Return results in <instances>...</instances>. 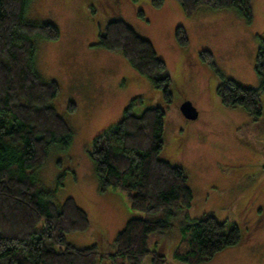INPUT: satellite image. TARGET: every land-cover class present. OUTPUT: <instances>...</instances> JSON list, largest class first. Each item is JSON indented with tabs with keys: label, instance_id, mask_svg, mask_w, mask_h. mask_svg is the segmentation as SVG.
Returning a JSON list of instances; mask_svg holds the SVG:
<instances>
[{
	"label": "rangeland",
	"instance_id": "obj_1",
	"mask_svg": "<svg viewBox=\"0 0 264 264\" xmlns=\"http://www.w3.org/2000/svg\"><path fill=\"white\" fill-rule=\"evenodd\" d=\"M251 9L248 24L234 10L200 7L187 17L175 0H163L158 9L151 0H30L25 20L53 24L60 33L55 42L34 39L33 66L42 80L58 84L52 106L73 137L66 153L51 150L45 164L29 173L46 198L56 205L71 198L87 214L96 235L90 230L68 235L69 243L85 248L100 238L104 251L111 250L119 216L129 212L121 192L98 191L88 153L93 140L117 124L127 109L138 116L160 107L166 115L160 158L185 171L194 202L171 220L170 232L160 241L168 240L157 244L156 252L169 263L172 231L211 216L238 227L242 242L204 264H264V125L222 107L216 95L219 77L201 62V54L208 52L219 75L259 89L254 68L259 37H264V0H252ZM116 19L152 43L172 80L170 102L122 55L97 46L99 32ZM177 27L188 38L186 47L176 42ZM260 100L264 102V92ZM184 101L197 110L195 121L181 116ZM70 104L75 106L73 113L68 111ZM144 261L149 264V258Z\"/></svg>",
	"mask_w": 264,
	"mask_h": 264
},
{
	"label": "trees",
	"instance_id": "obj_2",
	"mask_svg": "<svg viewBox=\"0 0 264 264\" xmlns=\"http://www.w3.org/2000/svg\"><path fill=\"white\" fill-rule=\"evenodd\" d=\"M175 1L187 17L206 7L234 10L248 24L252 21V0ZM29 2L0 0V264H144L146 258L149 264H170L156 252L159 243L152 239L170 232L171 220L192 207L194 192L185 171L160 158L166 127L165 111L160 107L148 108L138 116L127 109L117 124L93 140L88 153L98 191L103 195L121 192L133 214L116 234L109 252L104 251L100 238L85 248L69 243L68 235L89 232L87 214L71 198L61 205L46 198L29 173L45 164L51 150L66 153L73 137L52 106L59 94L58 84L42 80L33 66L34 39L55 42L60 33L53 24L26 21ZM151 5L161 8L163 0H151ZM175 38L179 46L188 45L181 27L175 29ZM97 46L122 55L132 70L170 102L172 80L165 63L152 43L125 22H107L98 34ZM201 62L219 77L216 95L221 106L239 110L264 125V102L260 100L264 37H259L255 60L257 90L219 75L212 54L203 52ZM74 110L70 104L68 111ZM159 214L165 218L155 219ZM178 233L180 240L172 258L180 264L207 263L242 242L238 227L211 216L190 220Z\"/></svg>",
	"mask_w": 264,
	"mask_h": 264
},
{
	"label": "crops",
	"instance_id": "obj_3",
	"mask_svg": "<svg viewBox=\"0 0 264 264\" xmlns=\"http://www.w3.org/2000/svg\"><path fill=\"white\" fill-rule=\"evenodd\" d=\"M111 193H115L114 191L113 192H108V193H106V194H111ZM124 196V195H123ZM125 198V197H124ZM125 201H126V199H125ZM125 208H126V210L129 212V214L127 213V215L126 216H119V220H118V223H117V226H116V230H115V236H116V234L119 232V231H121L123 228H124V226H125V223H126V221L128 220V218L129 217H131V216H133V214L130 212V210H129V207L127 206V203H125ZM90 231H93L92 230V228H91V223H90ZM173 232V238H172V240L168 243V244H170V246H169V249H170V254H169V263L170 264H180V263H177V262H175V261H173V253H174V250L176 249V247L178 246V244H179V233H178V231L177 230H175V231H172ZM167 233H165V234H162V235H157L156 237H154L153 239H152V241L153 242H155V240L157 241V243H166L167 242V240L168 239H164V241H160V240H163L162 239V236H164V235H166ZM114 236V237H115ZM167 244V245H168Z\"/></svg>",
	"mask_w": 264,
	"mask_h": 264
},
{
	"label": "water",
	"instance_id": "obj_4",
	"mask_svg": "<svg viewBox=\"0 0 264 264\" xmlns=\"http://www.w3.org/2000/svg\"><path fill=\"white\" fill-rule=\"evenodd\" d=\"M179 112L186 121H195L198 118L197 110L189 101H184L180 105Z\"/></svg>",
	"mask_w": 264,
	"mask_h": 264
}]
</instances>
